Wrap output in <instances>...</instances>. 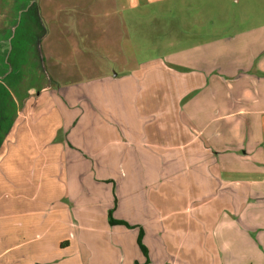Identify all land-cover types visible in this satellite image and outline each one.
Here are the masks:
<instances>
[{"label": "crops", "instance_id": "obj_1", "mask_svg": "<svg viewBox=\"0 0 264 264\" xmlns=\"http://www.w3.org/2000/svg\"><path fill=\"white\" fill-rule=\"evenodd\" d=\"M86 4L0 0V264H264L258 29L136 76L112 72L123 14L106 34Z\"/></svg>", "mask_w": 264, "mask_h": 264}, {"label": "rangeland", "instance_id": "obj_2", "mask_svg": "<svg viewBox=\"0 0 264 264\" xmlns=\"http://www.w3.org/2000/svg\"><path fill=\"white\" fill-rule=\"evenodd\" d=\"M47 1L42 0L46 10L48 9V16L51 15L49 13L62 10L61 0H50L46 5ZM88 1L90 0H81L82 7L87 6ZM178 1L175 5L172 4L173 0L170 1L171 4L167 2L166 5H161L157 0H103V33L109 34L107 25L111 22L104 17L105 12H111L117 17L123 14L124 17L116 29H122L124 37H120V47L127 49V55L125 53L124 59L119 60L112 72L134 71L136 75L142 68H152L155 64L161 65V62L172 69L174 51L180 48H205L208 40L215 41L222 35L232 38L252 28L258 29L261 47L264 48V0H192L190 4ZM161 8L166 9V13L160 12ZM48 22L54 30L62 28L60 21ZM111 33L114 34L115 30ZM121 66L124 68L120 69ZM72 85V90L77 92L86 88L82 84ZM53 87L57 90L63 86ZM78 99V96L69 99L66 107L77 110L85 108L83 101ZM91 107L93 108V104ZM60 109L62 105L59 102L53 103L54 125L60 124ZM106 121L109 123L108 119ZM5 193L9 196L13 190L6 188ZM232 231L237 233L236 228ZM147 251L148 249L144 252L145 255Z\"/></svg>", "mask_w": 264, "mask_h": 264}, {"label": "trees", "instance_id": "obj_3", "mask_svg": "<svg viewBox=\"0 0 264 264\" xmlns=\"http://www.w3.org/2000/svg\"><path fill=\"white\" fill-rule=\"evenodd\" d=\"M110 217H111V221H113L112 214H110ZM141 246H143L142 248H143L144 251L146 252V248L144 247V245L141 244Z\"/></svg>", "mask_w": 264, "mask_h": 264}]
</instances>
